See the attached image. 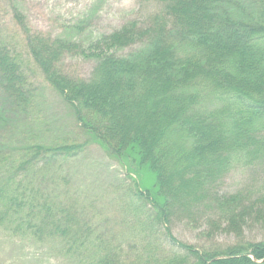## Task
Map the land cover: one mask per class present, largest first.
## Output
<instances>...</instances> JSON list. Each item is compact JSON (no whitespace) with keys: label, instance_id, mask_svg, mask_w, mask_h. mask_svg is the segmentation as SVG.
I'll list each match as a JSON object with an SVG mask.
<instances>
[{"label":"trees","instance_id":"1","mask_svg":"<svg viewBox=\"0 0 264 264\" xmlns=\"http://www.w3.org/2000/svg\"><path fill=\"white\" fill-rule=\"evenodd\" d=\"M145 1L159 10L143 27L132 22L102 37L108 43H97L89 54L97 64L87 80L56 68L65 44L30 36L13 10L27 60L0 38V69L7 73L0 82V227L51 243L60 256L81 264H136L115 259L106 244L97 256L80 258L94 229L81 223L60 188L52 190L63 178L60 169L51 173L47 166L60 156L75 157L81 146L38 141L40 127L34 135L43 100L32 89L34 72L60 98L78 131L87 133L86 144L100 145L117 160L133 153L154 175L161 205L135 185L127 191L150 206L141 226L165 230L172 246L144 264H264V242L199 250L169 233L179 195L197 205L179 214L204 215L207 225L238 230L237 237L246 217L264 218V187L220 194L214 187L238 167L264 165V0ZM134 31L143 49L114 56L110 51L129 46ZM48 175L49 192L41 188Z\"/></svg>","mask_w":264,"mask_h":264},{"label":"rangeland","instance_id":"2","mask_svg":"<svg viewBox=\"0 0 264 264\" xmlns=\"http://www.w3.org/2000/svg\"><path fill=\"white\" fill-rule=\"evenodd\" d=\"M13 10L23 18L21 26L30 36H39L49 42L59 40L65 44L66 49L55 63L56 68L70 77L87 80L97 64L89 54L99 44L105 46L108 43L103 42L102 37L118 32L132 22L143 27L148 16L158 11L159 7L154 1L145 0H0V38L27 60L24 35L12 18ZM133 33V42L129 46L110 52L124 58L141 51L143 38L138 31ZM6 75L0 69V82ZM30 76L32 84L34 82V93L43 96L38 109L40 122L33 128L34 135L36 128L40 127L39 131H42L43 135L39 132L38 135L43 139L37 138L38 141L70 144L73 140V145L81 146L75 157L64 161V156H60L57 161L61 162L47 166L51 173L60 169L63 180L57 186H51L52 179L48 175L50 185L44 183L41 187L48 192L49 186L54 192L60 188L65 194L62 195L63 199L80 214L81 223L93 227L94 230L89 232L91 243L79 248L80 258L84 260L93 254L97 256L104 244L109 246L115 259L136 264L153 262L171 250L172 245L165 230L153 227L148 222L141 226L140 222L144 221V214L147 209L150 210V206L144 201L130 198L127 191L135 185L140 190L148 191L150 200L162 204L156 193L154 175L148 167L140 165L133 153L127 152L117 160L100 145L94 142L86 144L89 136L86 132L78 131L60 98L42 84L36 73L32 72ZM25 122L28 126V120ZM77 152L75 150V154ZM248 185L256 190L264 187V165L238 167L214 187L220 194L224 190L246 189ZM182 198V195L175 198L172 206L174 218L169 224V233L177 242L199 250L214 248L215 245L224 247L240 243L239 246H245L244 242H264V218L257 220L246 217L240 229L243 235L237 237L238 230H227L220 224L215 227L207 225L204 215L184 217L179 214L181 209H197L196 204L190 201L186 203ZM19 233L15 237L0 227V264H81L79 259L60 256L51 243H36ZM89 247L93 248L88 254Z\"/></svg>","mask_w":264,"mask_h":264}]
</instances>
